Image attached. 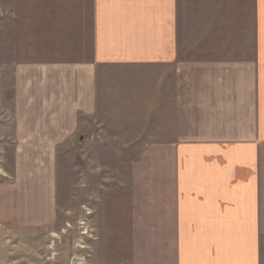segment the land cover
Here are the masks:
<instances>
[{
    "label": "rangeland",
    "instance_id": "1",
    "mask_svg": "<svg viewBox=\"0 0 264 264\" xmlns=\"http://www.w3.org/2000/svg\"><path fill=\"white\" fill-rule=\"evenodd\" d=\"M93 8L92 0H0V264H173L170 146L148 138L159 126L154 105L124 106V120L100 106L47 145L52 114L28 111L21 90L20 70L89 60ZM253 40V0H177L180 61L243 58Z\"/></svg>",
    "mask_w": 264,
    "mask_h": 264
},
{
    "label": "crops",
    "instance_id": "2",
    "mask_svg": "<svg viewBox=\"0 0 264 264\" xmlns=\"http://www.w3.org/2000/svg\"><path fill=\"white\" fill-rule=\"evenodd\" d=\"M92 1L89 60L19 72L28 111L52 114L40 142L62 143L100 106L124 120V106L154 105L159 126L148 138L170 146L165 224L172 263L261 264L264 0H253L252 55L195 63L177 57V0Z\"/></svg>",
    "mask_w": 264,
    "mask_h": 264
}]
</instances>
